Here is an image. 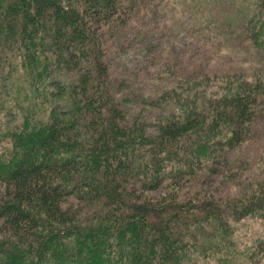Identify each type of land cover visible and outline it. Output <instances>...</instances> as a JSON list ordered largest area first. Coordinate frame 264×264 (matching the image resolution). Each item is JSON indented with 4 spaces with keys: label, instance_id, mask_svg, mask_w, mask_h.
<instances>
[{
    "label": "trees",
    "instance_id": "16d2710c",
    "mask_svg": "<svg viewBox=\"0 0 264 264\" xmlns=\"http://www.w3.org/2000/svg\"><path fill=\"white\" fill-rule=\"evenodd\" d=\"M62 1L72 8H59L57 12L62 13L58 17L62 19L68 11L72 17L64 25L60 19L58 27L50 28L52 18L41 14V20L47 19L48 24L45 35L54 43H60L61 35L69 37L70 42L60 43L65 49L67 44H73L71 50L64 49L63 56L69 51L83 66L67 73L68 80L54 90L44 82L39 89L34 88L33 94L42 99L27 100L15 95L14 102L2 101L18 122L17 129L5 136L10 137L8 156L0 154V182L7 193L0 198V218L4 219L5 229V234L0 235V264H248L252 254H257L253 264H264L260 262L264 258V233L260 235V249L249 246L242 250L238 229L240 221L250 218L247 216L264 220V190L241 199L238 205H230L228 211L218 204L190 209L177 204L170 207L134 202L140 197L136 195L135 182L130 184L132 189L127 186V174L136 166L135 160H129L133 144L148 142L147 148H138L133 154H144V158L150 155L160 168V149L167 150V144L169 148L171 142H178L173 138L182 136L196 147L203 145V153L210 139H190L198 120H183L184 108L182 119L163 117L151 122L161 132L160 142L145 130L144 122L140 126L128 118L137 123L129 134L119 121L123 120L120 111L115 116L110 113V108H117L121 101L127 76L115 74L121 90L114 88L113 82L108 86L111 81L104 49L109 48H104L101 41V24L119 12L122 0H76L75 7L80 10L72 4L75 0ZM34 4L31 0L23 3L28 16H33L30 9ZM81 10L87 16L83 17ZM126 11L127 18L133 20L136 10ZM248 11L252 12L251 4L245 5L242 15H248ZM254 20L249 21L253 37L258 46L259 42L264 45V27ZM238 32L242 35L244 29L239 27ZM260 52L264 57V48ZM261 77L248 78L237 85L251 92H245L229 111L240 119L237 132L241 136L232 134L231 142L243 138L244 121L257 115L259 96L264 94V75ZM192 148L185 146L182 157L186 158ZM196 154L201 157L200 152H191ZM148 173L151 178L152 170L148 169ZM79 175L83 178L81 184L88 186L78 197L79 203L83 201L86 206L80 210L63 207L62 199L73 193L67 185L79 181ZM195 249L201 251L192 254Z\"/></svg>",
    "mask_w": 264,
    "mask_h": 264
},
{
    "label": "rangeland",
    "instance_id": "374dc122",
    "mask_svg": "<svg viewBox=\"0 0 264 264\" xmlns=\"http://www.w3.org/2000/svg\"><path fill=\"white\" fill-rule=\"evenodd\" d=\"M27 1L0 0V154L7 156L10 137L5 136L17 129L18 119H14L15 115L2 101L14 102L15 95L27 100L42 99L33 94L34 88L39 89L44 82L54 90L61 86L60 82L68 80L67 73L83 66L71 52L63 56L65 47L60 43L71 39L61 35L60 43L49 40L45 35L47 19L41 20V14L50 15V28L58 27L61 19L58 13L62 12L57 10L71 6L62 0H31L33 4L36 2L31 5V17L24 11L23 3ZM74 3L76 0L72 3L75 7ZM246 4H251L252 12L248 11L245 17L242 11ZM121 5L119 12H113L109 21L101 24V41L104 48H109L104 49L111 81L108 86L113 82L114 88L121 90L115 74L127 76L121 101L117 108H110V113L115 116L120 111L124 121H119L126 125L129 134L137 123L141 126L144 122L145 130L160 142L161 132L151 122L154 124L163 117L182 119L184 108L183 120H198L190 139L199 136L210 139L209 148L203 153L200 150L203 145L196 147L182 136L173 138L178 142H171L169 148L167 144V150L160 149V168L156 161L153 164L150 155L144 158V154H133L138 148H147L148 142L133 144L129 160H135L136 166L127 174L130 180L127 186L132 189L130 184L135 182L136 195L140 197L134 202L149 206L170 204V207L177 204L190 209L218 204L228 211L230 205H238L241 199L264 190V94L259 96L257 115L244 121L243 138L237 143L231 142L234 137L231 135L241 136L237 132L240 119L229 114L234 103L245 92H251L250 88L241 89L237 85L264 75V57L260 52L264 45L260 42L261 48L257 45L249 25L255 19V24L264 27V0H122ZM128 8L138 11H133V20L127 18ZM81 11L83 17L87 16ZM68 17H72L70 11L62 14L60 24L64 25ZM239 27L244 29L242 35ZM72 46L67 44L65 50H71ZM149 91L154 94H148ZM230 122L233 123L229 125ZM185 146L193 148L183 158ZM191 152H200L201 157ZM148 169L152 170L151 178L147 177ZM78 179L74 181L77 183L67 185L73 193L62 199L63 207L80 210L86 206L83 201L79 203L78 197L88 186L81 184V175ZM4 186L0 182V198L7 194ZM247 217L250 218L238 223L242 250L249 246L260 249L264 220L256 215ZM3 222L0 218V235L5 234ZM199 251L195 249L192 254ZM256 257L257 254H252L248 264L256 262Z\"/></svg>",
    "mask_w": 264,
    "mask_h": 264
}]
</instances>
